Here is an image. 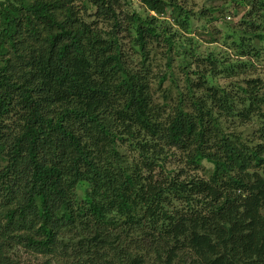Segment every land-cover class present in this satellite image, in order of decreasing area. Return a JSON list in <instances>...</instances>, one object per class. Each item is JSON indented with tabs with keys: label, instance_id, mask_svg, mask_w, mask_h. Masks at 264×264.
I'll return each mask as SVG.
<instances>
[{
	"label": "trees",
	"instance_id": "1",
	"mask_svg": "<svg viewBox=\"0 0 264 264\" xmlns=\"http://www.w3.org/2000/svg\"><path fill=\"white\" fill-rule=\"evenodd\" d=\"M241 5L0 0V264H264V0Z\"/></svg>",
	"mask_w": 264,
	"mask_h": 264
},
{
	"label": "rangeland",
	"instance_id": "2",
	"mask_svg": "<svg viewBox=\"0 0 264 264\" xmlns=\"http://www.w3.org/2000/svg\"><path fill=\"white\" fill-rule=\"evenodd\" d=\"M194 4L198 5L197 7H205V8H218L215 12H213V15L217 17H224L225 20L231 24V25H237V21L241 17V15L249 8H247L244 5H241V0L233 2L232 0H192ZM238 2V3H237ZM201 5V6H200ZM244 6V8L240 7ZM240 7L239 11L237 10ZM237 8V9H234ZM203 25L207 28L210 29L211 31L216 30V28L220 27L222 28L221 32L215 34L216 38H220L224 32V28L221 25V22H210L207 23L203 19L200 21H194L193 23V28L195 29L192 33V35L195 37L197 40V46L198 50L200 52L208 53V52H213V53H219L222 51V46L219 43H207V36H199V32H201V28ZM27 259H30V264H41V260H33L32 258L28 257L27 255H24Z\"/></svg>",
	"mask_w": 264,
	"mask_h": 264
}]
</instances>
